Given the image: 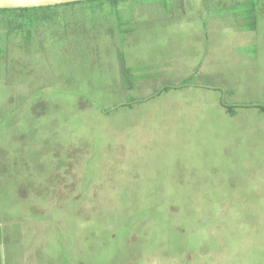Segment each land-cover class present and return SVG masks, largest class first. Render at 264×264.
I'll return each mask as SVG.
<instances>
[{
    "label": "rangeland",
    "instance_id": "374dc122",
    "mask_svg": "<svg viewBox=\"0 0 264 264\" xmlns=\"http://www.w3.org/2000/svg\"><path fill=\"white\" fill-rule=\"evenodd\" d=\"M241 1L0 22V264H264V0L256 30ZM140 37L157 81L129 90L118 52ZM197 70L207 83L154 95Z\"/></svg>",
    "mask_w": 264,
    "mask_h": 264
},
{
    "label": "trees",
    "instance_id": "16d2710c",
    "mask_svg": "<svg viewBox=\"0 0 264 264\" xmlns=\"http://www.w3.org/2000/svg\"><path fill=\"white\" fill-rule=\"evenodd\" d=\"M144 1L151 2V3L160 2L162 5L166 7L167 6L169 7V3H170V0H144ZM123 2L124 0H84V1H77V2H71V3L41 6V7H31V8H0V22L9 21L10 29L12 30L11 32H15L19 30H26V31L28 30V32H30L29 29L26 27L29 24L31 27L35 24L36 19L34 16H31V13H35L37 10H44V9L52 8L54 6H64V5L69 6V5L82 4V5H87L93 8H102L105 5H109V7H111L114 10L112 11L113 13H117V15H120V13L126 10L121 6ZM230 9H231L230 12H233L230 15H233L235 17H244L248 19L247 23L245 22L240 26L242 29H246V30H256L257 29L259 13L257 10L258 9L257 3L254 0H248V1L243 0L237 4L235 3ZM10 14H14V15H10ZM25 16H29L28 19L24 18ZM118 24L120 26L119 31L120 33H122L121 36L126 37L133 33V30H131L132 29L131 28L132 19L126 18L124 20L120 18ZM5 53H6V47L5 46L3 47L2 45H0V56H2ZM131 72L132 70H128V69L126 71L124 70V84H126L128 88H133L134 86L133 78L145 76L143 74L141 76L139 75L131 76L130 75ZM198 84L199 83L196 80V76L190 75L179 83L165 84L162 88L156 90L155 94H160L166 91H170L171 89L177 88V87L196 86ZM227 91H229L230 93L234 92V90L232 89H229ZM137 102H139L138 99H135V98L130 99V105H133ZM256 106L259 107L261 111H264V104H259V105L256 104ZM226 108H227L228 113L233 116L238 113V110L235 107L226 105Z\"/></svg>",
    "mask_w": 264,
    "mask_h": 264
},
{
    "label": "crops",
    "instance_id": "0c3cea01",
    "mask_svg": "<svg viewBox=\"0 0 264 264\" xmlns=\"http://www.w3.org/2000/svg\"><path fill=\"white\" fill-rule=\"evenodd\" d=\"M258 22H259V20H258ZM244 30V29H243ZM128 36H130V35H128ZM128 36H126V37H128ZM126 42H127V40H126ZM143 43H147L146 42V39H143V37H140L139 39H137L133 44L131 43V41H129V45H128V48L126 49V50H124V51H119L118 53H119V60H120V62H121V65H122V70H121V73H122V80H123V82H124V70L126 71L127 69L128 70H132V72L130 73V75L131 76H134V75H139V76H141L142 74L143 75H145V76H142V77H135V78H133V83H134V86H133V88H128L127 86H126V84H124L125 85V87L127 88V89H129V90H132V89H135V88H137V86H138V84H140V83H142V82H144V81H146V82H148L149 83V80H152L153 82H154V80H156L157 78L156 77H153V76H149V75H147L145 72H146V70H149V69H151V68H153V66L151 65V63L152 62H148V61H144V59H142V58H140V55L141 54H138V52L136 51L134 54H131V53H133L134 51H129L132 47H135L136 45L137 46H139V45H141V44H143ZM131 44V45H130ZM136 48V47H135ZM121 48H119V50H120ZM258 53H259V51H256V52H254L253 53V56H251L252 58L254 57H257V55H258ZM131 56L133 57V62H132V64H131V66H128V65H130V58H131ZM146 62V63H145ZM153 64V63H152ZM133 66V67H132ZM141 69V70H140ZM201 72V73H200ZM195 71L194 73H191L190 75H195L196 76V80H197V82L199 83H201V84H198V85H196V86H200V85H202L203 83H207L206 82V75L207 74H205V72H203V71ZM190 75H188V76H190ZM188 76H186V77H184V78H182V79H180L178 82H181L183 79H185V78H187ZM207 76H209V75H207ZM156 78V79H155ZM157 81V80H156ZM145 84V83H144ZM166 84V83H165ZM165 84H163L162 85V87L165 85ZM167 84H169V83H167ZM161 87V88H162ZM183 87H195V86H183ZM177 88H180V87H177ZM158 89H160V88H155L154 89V95H156V96H158V95H161L162 93H160V94H155V91L156 90H158ZM173 89H176V88H173ZM172 90V89H171ZM152 96V95H151ZM135 97V96H134ZM135 99H138V101L139 102H141L142 101V99H144L143 97H135ZM149 99V97L146 99V101ZM144 101H145V99H144ZM138 102V103H139ZM238 114V113H237ZM236 114V115H237ZM170 196L171 197H177V196H179V195H175L174 193H170ZM2 222L0 221V224H1ZM1 242H2V227L0 226V244H1Z\"/></svg>",
    "mask_w": 264,
    "mask_h": 264
},
{
    "label": "water",
    "instance_id": "95a60500",
    "mask_svg": "<svg viewBox=\"0 0 264 264\" xmlns=\"http://www.w3.org/2000/svg\"><path fill=\"white\" fill-rule=\"evenodd\" d=\"M84 0H0V8H31Z\"/></svg>",
    "mask_w": 264,
    "mask_h": 264
},
{
    "label": "flooded vegetation",
    "instance_id": "af4514ba",
    "mask_svg": "<svg viewBox=\"0 0 264 264\" xmlns=\"http://www.w3.org/2000/svg\"><path fill=\"white\" fill-rule=\"evenodd\" d=\"M177 195H179V194L177 193ZM198 196H199L200 198L203 197L202 190L198 193Z\"/></svg>",
    "mask_w": 264,
    "mask_h": 264
}]
</instances>
